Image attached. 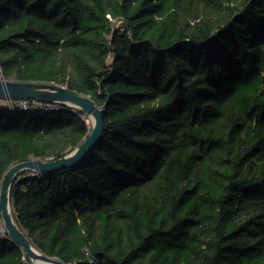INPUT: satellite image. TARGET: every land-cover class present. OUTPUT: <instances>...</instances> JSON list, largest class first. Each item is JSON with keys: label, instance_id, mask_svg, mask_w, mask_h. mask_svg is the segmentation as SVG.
<instances>
[{"label": "trees", "instance_id": "trees-1", "mask_svg": "<svg viewBox=\"0 0 264 264\" xmlns=\"http://www.w3.org/2000/svg\"><path fill=\"white\" fill-rule=\"evenodd\" d=\"M0 67L102 108L103 133L77 164L11 190L40 252L264 264V0H0ZM87 118L0 105V180L16 162L69 153ZM0 264H31L6 232Z\"/></svg>", "mask_w": 264, "mask_h": 264}, {"label": "water", "instance_id": "water-1", "mask_svg": "<svg viewBox=\"0 0 264 264\" xmlns=\"http://www.w3.org/2000/svg\"><path fill=\"white\" fill-rule=\"evenodd\" d=\"M0 96L35 98L67 104L76 107L88 118H92L89 132L69 153L48 161L27 159L16 162L3 173L0 180V215L7 238L24 251L31 264H68L57 257L40 252L33 246L26 233L9 215V192L11 193L19 175L26 169L49 172L77 164L103 133L102 108L98 107L89 96L70 91L64 85L53 82L18 81L0 77Z\"/></svg>", "mask_w": 264, "mask_h": 264}, {"label": "built area", "instance_id": "built-area-1", "mask_svg": "<svg viewBox=\"0 0 264 264\" xmlns=\"http://www.w3.org/2000/svg\"><path fill=\"white\" fill-rule=\"evenodd\" d=\"M0 77H1V67H0ZM0 105H5L9 108H14V107H20L23 109L29 108V107H36V106H40V107H47V108H57L60 106H64L67 104H61V103H55V102H46L43 100H39V99H35V98H10L7 96H0ZM70 106V105H67ZM73 107V106H71ZM76 108V107H75ZM51 160L49 158L44 159L43 161H48ZM39 171L37 170H33V169H26L24 170L18 177V179L22 176H32L35 174H38ZM17 179V180H18ZM0 230L2 231L1 233L4 234V229L3 226H0Z\"/></svg>", "mask_w": 264, "mask_h": 264}, {"label": "bare ground", "instance_id": "bare-ground-1", "mask_svg": "<svg viewBox=\"0 0 264 264\" xmlns=\"http://www.w3.org/2000/svg\"><path fill=\"white\" fill-rule=\"evenodd\" d=\"M91 120L90 123H92V118L89 117ZM8 210H9V215L13 219L12 214H11V205H10V192H9V197H8ZM14 220V219H13Z\"/></svg>", "mask_w": 264, "mask_h": 264}, {"label": "rangeland", "instance_id": "rangeland-1", "mask_svg": "<svg viewBox=\"0 0 264 264\" xmlns=\"http://www.w3.org/2000/svg\"><path fill=\"white\" fill-rule=\"evenodd\" d=\"M86 121H87V123H88L89 125H91V124L89 123V122L91 121L89 118H87ZM3 229H4V228H3ZM4 231H5V230H4ZM1 232H2V231L0 230V234H2Z\"/></svg>", "mask_w": 264, "mask_h": 264}]
</instances>
